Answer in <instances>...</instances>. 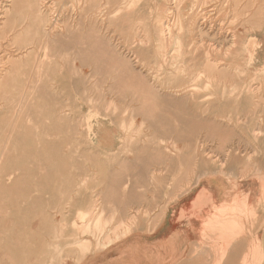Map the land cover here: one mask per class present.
<instances>
[{
    "label": "rangeland",
    "instance_id": "rangeland-1",
    "mask_svg": "<svg viewBox=\"0 0 264 264\" xmlns=\"http://www.w3.org/2000/svg\"><path fill=\"white\" fill-rule=\"evenodd\" d=\"M200 5L0 0V264H264V0Z\"/></svg>",
    "mask_w": 264,
    "mask_h": 264
},
{
    "label": "bare ground",
    "instance_id": "bare-ground-1",
    "mask_svg": "<svg viewBox=\"0 0 264 264\" xmlns=\"http://www.w3.org/2000/svg\"><path fill=\"white\" fill-rule=\"evenodd\" d=\"M135 0H132V3H134ZM200 1V6H203L205 4H207V1L208 0H198ZM28 2V1H27ZM27 2L26 4L24 5L25 6V9L27 7ZM176 2V9H174L175 12H178L180 13V10L182 9V6L183 4L186 2V0H175ZM232 2V5H234L236 3V0H228V3L229 5L231 4ZM90 5V4H89ZM1 7V6H0ZM159 9H160V6H159ZM120 10V9H119ZM121 11V10H120ZM12 12H16V6L13 4L11 9H7L6 13L7 14L6 16H10V14ZM55 15V14H54ZM26 17L23 16V19L24 21H26L25 19ZM89 22V21H88ZM246 23H249V21H246ZM183 29V20H182V17L181 15H179L176 20L174 21V23H170V22H167V21H163L161 18L160 20L157 21V24H156V27H155V33L158 34V39L156 41H154L157 45V47L159 48V51L160 53H163V52H166L167 49L169 48H173V49H178V46L177 45H181L183 42L180 40L179 37H174V34H173V29ZM27 31V28L25 29V32ZM53 31V30H52ZM164 32H167V37L164 36ZM147 35V34H146ZM49 37V36H48ZM144 39V38H142ZM232 41V40H231ZM239 41V38H238V35H237V38L235 39V43H237ZM149 42V41H148ZM23 45H26L27 44V35L25 34V37L23 39ZM143 43V42H142ZM146 43V42H145ZM141 44V43H140ZM60 45V44H59ZM230 45V44H229ZM144 46V45H143ZM48 48V47H47ZM123 48V47H122ZM183 48V47H182ZM46 51V50H45ZM68 51V50H67ZM174 51V50H173ZM171 51L169 52H166L163 57H164V62L167 63L168 60L169 61H172L173 63H176V61H178L177 59V56L175 54L172 55V52L170 53ZM55 53V52H54ZM70 53V52H69ZM131 53V52H130ZM78 54V53H77ZM45 56V54H44ZM69 56V55H68ZM15 57V56H14ZM124 57V56H123ZM14 74V67L12 68V70L9 71L8 73V76L11 77L12 75ZM17 74V73H16ZM17 76V75H16ZM14 77V76H12ZM193 80V79H192ZM154 88V87H152ZM154 89H157L156 87ZM234 89V87L232 88ZM12 91V90H11ZM150 92H152V95H148V96H145L144 98V105H143V112H144V115L146 116L147 112L149 111H152V109H155L156 106H158V103L154 100L155 97H160L158 95V93L156 94V92L150 90ZM231 93V92H230ZM5 94V93H4ZM53 94V93H52ZM11 95V93H10ZM10 95H9V98H10ZM53 96V95H52ZM155 96V97H154ZM184 97V96H183ZM186 97V96H185ZM187 98V97H186ZM184 99V98H183ZM169 100L172 101V103L169 104V106L172 104V106L174 105H178L177 103V98L174 99V98H169ZM8 101V100H7ZM181 101V99H180ZM184 101V100H182ZM181 101V102H182ZM187 101V99H186ZM185 101V102H186ZM55 102V101H54ZM169 102V101H168ZM186 104V103H185ZM21 105V104H20ZM188 105V104H187ZM214 105H216V103H213V101L211 102V104L209 105V107H213ZM110 107V106H109ZM64 109V108H63ZM108 109V108H107ZM204 109V108H203ZM127 110V109H126ZM58 112V111H57ZM127 112V111H126ZM97 116V115H96ZM60 117V116H59ZM69 118V117H68ZM70 119V118H69ZM47 121V120H46ZM204 122V121H203ZM9 127H10V124H9ZM40 136V135H39ZM25 137V136H24ZM36 138V137H35ZM46 140V139H45ZM48 142V141H47ZM26 144H28V142H26ZM40 146V145H39ZM48 151V149H46ZM53 150V149H52ZM11 151V143H7L6 144V148H5V153H9ZM32 151V150H31ZM54 151V150H53ZM57 151H58V147H57ZM37 152V151H36ZM59 152V151H58ZM31 153V152H30ZM39 153V152H38ZM61 153V152H60ZM24 157V156H23ZM226 157V156H225ZM183 158V157H182ZM227 158V157H226ZM223 159V158H222ZM2 163V162H1ZM13 163V162H12ZM56 165V164H55ZM59 169V168H58ZM57 169V170H58ZM33 171V170H32ZM259 172V171H258ZM216 174V172H215ZM53 175V174H52ZM205 175V174H204ZM11 179V176L9 177ZM13 178V177H12ZM144 179V178H143ZM200 179V178H199ZM11 181V180H10ZM18 182V178L15 179L14 181V184ZM45 182V181H44ZM144 182V181H143ZM35 184V183H34ZM68 184V183H67ZM32 188V187H31ZM10 194V193H9ZM264 195V194H263ZM215 198H213L211 196V194L209 193L208 195V198L206 199H199L195 202L194 204V208L200 206V209H205L207 207L210 206V204H208V202H212ZM203 200L205 202V204L203 203ZM82 213V212H81ZM184 213V212H183ZM91 214H93V216L91 215V217H89L88 221L86 222V224L84 225V229L86 232H101L103 230V221L101 219V215H97L92 212ZM123 214V212H122ZM182 215H180V218H181ZM185 218V217H184ZM84 219V218H83ZM215 227V226H214ZM209 231V230H208ZM116 234V232H115ZM231 235V234H230ZM117 236V235H116ZM234 237V235H233ZM84 240V239H83ZM103 240V239H102ZM21 244V243H20ZM80 245L81 247L84 249V248H87L88 247V242L87 241H82L80 242ZM227 245V244H226ZM229 247V246H228ZM232 247V245H231ZM230 247V248H231ZM229 249V248H228ZM206 250V249H204ZM204 250L203 252L201 250H199V253L202 252L204 253ZM208 250V249H207ZM230 250V249H229ZM207 252V251H206ZM226 253V252H225ZM198 255V253H197ZM212 257V256H211ZM225 258V257H224ZM221 259V258H220ZM223 261V260H222ZM225 264V262H224Z\"/></svg>",
    "mask_w": 264,
    "mask_h": 264
},
{
    "label": "crops",
    "instance_id": "crops-1",
    "mask_svg": "<svg viewBox=\"0 0 264 264\" xmlns=\"http://www.w3.org/2000/svg\"><path fill=\"white\" fill-rule=\"evenodd\" d=\"M160 103H161V101H160ZM171 103H172V101H171ZM169 108L170 109H173V110H177V108L176 107H174V106H172V104L169 106ZM213 108V107H212ZM200 192H202V194H205L206 192H208V193H210L211 194V196L213 197V198H215V196H216V188H215V190H213L211 187L210 188H208V189H204V190H201ZM199 194V193H198ZM198 194H197V196H198ZM196 196V197H197ZM195 201V200H194Z\"/></svg>",
    "mask_w": 264,
    "mask_h": 264
}]
</instances>
